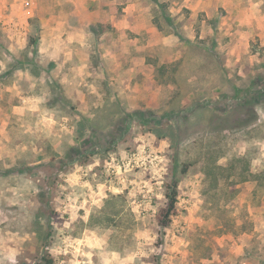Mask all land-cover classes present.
<instances>
[{
    "label": "rangeland",
    "instance_id": "374dc122",
    "mask_svg": "<svg viewBox=\"0 0 264 264\" xmlns=\"http://www.w3.org/2000/svg\"><path fill=\"white\" fill-rule=\"evenodd\" d=\"M138 1L0 0V264H264V0Z\"/></svg>",
    "mask_w": 264,
    "mask_h": 264
},
{
    "label": "crops",
    "instance_id": "0c3cea01",
    "mask_svg": "<svg viewBox=\"0 0 264 264\" xmlns=\"http://www.w3.org/2000/svg\"><path fill=\"white\" fill-rule=\"evenodd\" d=\"M95 1V0H94ZM112 2H115L116 0H109ZM161 2H172L173 4L177 3L176 0H160ZM184 3L183 6H185V8H187L188 10H191L192 12H196V11H207V6H209V2L211 0H183ZM145 6L142 5V3L138 0H129V2L125 5V7L123 8V12L125 13L123 15V17L125 19L128 18H135L137 19V26H133V27H129V30L131 32H135L137 34H139L142 31H147L149 30V28H151L152 25V18L153 15L147 14L149 12H146V9H144ZM84 10V9H83ZM86 12V10H84ZM99 12H103L102 10H100ZM146 19H149V22H145ZM107 20V19H105ZM111 20L113 27L114 26H119L120 28H128L127 23L124 22H120L119 24L115 23V21L113 19H108ZM101 22H104V20L101 19ZM143 23V24H140ZM102 24V23H100ZM71 29L69 32H67V34H62L59 32V34H56L54 36V38L52 39L51 43L49 44V47L45 48V53L47 54V58H50L53 60L54 56H60V46H64L63 51H61V53L64 54H69V51H72L74 54V50L69 49L68 51V47L67 45H71L73 42L79 43L81 46L85 47L84 43H85V39H86V29L84 26L80 27V23H78V28L77 31L74 33L72 32L73 27H70ZM115 28V27H114ZM66 33V32H64ZM73 33V34H71ZM71 34V35H70ZM76 34V35H75ZM55 41L59 43V47L55 45ZM106 48V46H105ZM54 50H58L57 52ZM62 50V49H61ZM53 57V58H52ZM46 58V59H47ZM51 60V62H52ZM0 64L1 61H0Z\"/></svg>",
    "mask_w": 264,
    "mask_h": 264
},
{
    "label": "trees",
    "instance_id": "16d2710c",
    "mask_svg": "<svg viewBox=\"0 0 264 264\" xmlns=\"http://www.w3.org/2000/svg\"><path fill=\"white\" fill-rule=\"evenodd\" d=\"M103 30L104 28H102V32H104ZM166 199V205L161 208L156 215L157 223L162 229H166L171 226L173 218L178 212L177 205L179 203V191L177 181H173L172 184L169 185ZM43 260L46 264H54L50 257H43Z\"/></svg>",
    "mask_w": 264,
    "mask_h": 264
}]
</instances>
